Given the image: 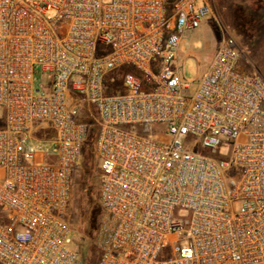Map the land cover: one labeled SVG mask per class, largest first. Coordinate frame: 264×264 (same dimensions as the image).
<instances>
[{"label": "built area", "instance_id": "1", "mask_svg": "<svg viewBox=\"0 0 264 264\" xmlns=\"http://www.w3.org/2000/svg\"><path fill=\"white\" fill-rule=\"evenodd\" d=\"M210 12L209 0H0V264L79 263L64 212L91 125L94 264H264V78L240 70L225 32L193 93L180 73L181 36Z\"/></svg>", "mask_w": 264, "mask_h": 264}, {"label": "rangeland", "instance_id": "2", "mask_svg": "<svg viewBox=\"0 0 264 264\" xmlns=\"http://www.w3.org/2000/svg\"><path fill=\"white\" fill-rule=\"evenodd\" d=\"M209 1V17L198 28L184 31L178 48L181 77L189 84L190 92L195 91L202 73L209 66L222 32L230 35L237 44L240 52V70L248 76L258 73L264 78V0ZM34 77V93L37 94L40 85L46 84L47 76L36 66ZM164 127L162 124L152 125L151 134L154 138L166 139ZM93 153V167L84 166L81 157L77 162L78 166L72 175L69 201L64 212V218L73 233L72 244L78 249V264H82L86 254L89 259L97 254L96 235L102 210L98 201V160L95 151ZM219 153L227 154V148L222 146ZM169 250V247L163 248L158 257H165Z\"/></svg>", "mask_w": 264, "mask_h": 264}, {"label": "trees", "instance_id": "3", "mask_svg": "<svg viewBox=\"0 0 264 264\" xmlns=\"http://www.w3.org/2000/svg\"><path fill=\"white\" fill-rule=\"evenodd\" d=\"M130 69L128 66L122 67L119 71L116 72H110L108 75L105 77V92L111 93L114 92L116 89H119L120 87V79L122 72L127 71ZM114 78V81L111 80ZM96 133V127L95 126H90L89 133L87 135V138L84 142V146L82 149V164L84 166L89 165V167H93L95 165V156H94V137ZM99 193V190H98ZM78 250V249H77ZM97 254L94 256V258H87V254L85 257L82 259V264H94L96 261Z\"/></svg>", "mask_w": 264, "mask_h": 264}, {"label": "crops", "instance_id": "4", "mask_svg": "<svg viewBox=\"0 0 264 264\" xmlns=\"http://www.w3.org/2000/svg\"><path fill=\"white\" fill-rule=\"evenodd\" d=\"M240 68V67H239ZM87 118H89V116H86Z\"/></svg>", "mask_w": 264, "mask_h": 264}]
</instances>
